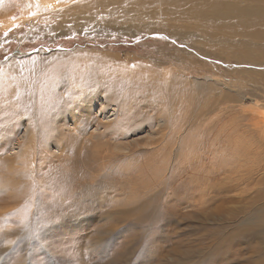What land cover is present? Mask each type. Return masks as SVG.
<instances>
[{"label": "rangeland", "instance_id": "obj_1", "mask_svg": "<svg viewBox=\"0 0 264 264\" xmlns=\"http://www.w3.org/2000/svg\"><path fill=\"white\" fill-rule=\"evenodd\" d=\"M50 1L0 0V264H264V0Z\"/></svg>", "mask_w": 264, "mask_h": 264}, {"label": "bare ground", "instance_id": "obj_2", "mask_svg": "<svg viewBox=\"0 0 264 264\" xmlns=\"http://www.w3.org/2000/svg\"><path fill=\"white\" fill-rule=\"evenodd\" d=\"M42 2H46V4L47 3H50L51 1L50 0H41ZM121 1V0H120ZM150 1V0H149ZM154 0H152L151 2H153ZM160 1H162V0H160ZM159 1V2H160ZM178 2L179 1H181V0H177ZM190 1V0H189ZM189 1H188V3H189ZM191 1H193V0H191ZM198 2H200L201 0H197ZM104 2H106V1H104ZM41 3V2H40ZM162 3V2H161ZM174 3V2H173ZM172 3V4H173ZM180 3V2H179ZM186 3V2H185ZM195 3V2H194ZM219 3V2H218ZM229 3H230V1H229ZM256 3V2H255ZM76 4V3H75ZM111 4V3H110ZM163 4V3H162ZM168 4V3H167ZM202 5L203 4H205V3H201ZM215 4V3H214ZM222 4V2L220 3V5ZM52 5V4H51ZM78 5V4H77ZM151 5H152V3H151ZM157 5V4H156ZM184 5V4H183ZM195 5V4H194ZM206 5V4H205ZM174 6H176L175 5V3H174ZM191 6V5H190ZM230 6V5H229ZM177 7V6H176ZM179 7V6H178ZM180 7H182V6H180ZM189 7V6H188ZM195 7V6H194ZM193 7V5H192V7H190V10L191 11H195L198 7H195L194 8ZM206 7H208V5L206 6ZM206 7H201V8H206ZM54 8V7H53ZM61 8V7H60ZM245 9H250V8H254V6H251V7H244ZM263 8V7H262ZM64 9H66V8H64ZM68 9V8H67ZM73 9V8H72ZM188 9V8H187ZM209 9V8H208ZM207 9V10H208ZM232 9H235V8H232ZM255 9L257 10V8L255 7ZM62 10V9H61ZM69 10V9H68ZM161 11V10H160ZM206 11V10H205ZM204 11V12H205ZM210 11V10H209ZM217 11V13H219L218 12V10H216ZM222 12H223V10H221ZM174 12V11H173ZM202 12V11H201ZM222 12H220V13H222ZM227 12V11H226ZM231 12H232V10H231ZM162 13V12H161ZM186 14V13H185ZM203 13H201V15H199L198 16V18L199 19H201L202 17H203V19L202 20H205V18H206V15L205 16H203L202 15ZM223 14V13H222ZM60 15V14H59ZM176 15V14H175ZM181 15H183V16H186V15H184L183 13H181ZM214 15H215V13H214ZM212 16V15H211ZM180 17V16H179ZM188 17H189V15H188ZM187 16L184 18V19H186V18H188ZM218 17V16H217ZM221 17V18H220ZM220 17H218L217 19H216V21L215 22H217V23H219V22H221V23H223L224 21H222L223 19H226V18H228L229 16H227V17H225V18H223V16H221L220 15ZM162 19V18H161ZM212 19H213V16H212ZM220 19H222L221 21H220ZM208 20V19H207ZM219 20V21H218ZM187 21V20H186ZM201 21V20H200ZM209 21V20H208ZM216 23V24H217ZM214 24V23H213ZM161 76V75H160ZM170 77V76H169ZM175 79V78H174ZM171 81V80H170ZM171 83V82H170ZM162 85L165 87V90H168V87H167V85H168V81H167V78H164L163 80H162ZM161 85V86H162ZM164 90V89H163ZM40 99V98H39ZM87 103H92V107L95 105V104H99L100 106H101V110H102V113L103 114H106L107 113V110H109L110 109V111H111V114L109 115V116H107L108 118L109 117H111V116H113V115H116V112L118 111V109L121 107V103H120V101H119V99L117 100V99H115V98H113L111 95H109V94H98V93H95L94 94V96L92 97V98H90V100L89 101H87ZM14 106V105H13ZM81 107H82V109H81ZM257 107V106H256ZM255 107V108H256ZM15 108H17V107H15ZM88 108H89V105H87V104H79L78 105V103H76V105H75V107L74 108H72V110L69 112V113H65V114H62V112L61 113H59L60 115H59V120H57L56 122H55V126H53V128H52V130L53 131H57V132H61L63 129V124H60V120H62V121H64V126H66V120L69 118V120L72 122V125H74V127H76V126H79L81 123H85V119H86V117L87 116H89V114H90V112H89V110H88ZM116 108V109H115ZM254 108V109H255ZM256 109H259V108H256ZM261 109V108H260ZM262 110V109H261ZM19 111V110H18ZM109 111V112H110ZM257 112H258V110H257ZM257 112H256V114H257ZM254 114V113H253ZM58 115V114H57ZM91 115V114H90ZM251 115H252V113H251ZM254 116H256V115H254ZM253 117V116H252ZM256 118V117H255ZM253 119V118H252ZM76 120L78 121L79 120V123H76ZM107 120V119H106ZM262 122V121H261ZM29 123V122H28ZM86 124V123H85ZM264 124V123H263ZM109 125L110 124H108V125H106V127L108 126L109 127ZM160 125V124H159ZM163 124H161L160 126H162ZM261 127V126H260ZM53 133V132H52ZM28 134L30 135V133H29V131H28ZM54 134H57V133H54ZM53 135V134H52ZM59 135V134H58ZM175 135V134H174ZM31 136V135H30ZM30 136H27V138H29L30 140H31V137ZM116 136V135H115ZM177 136V135H176ZM151 137V136H150ZM26 138V139H27ZM57 138V136L56 137H54V139H56ZM29 139H27V142H28V140ZM63 139H62V135H61V141H62ZM171 140V139H170ZM170 140H167V141H170ZM156 141V140H155ZM173 141V140H172ZM174 141H175V139H174ZM58 141H57V139H56V143H57ZM31 144V143H30ZM58 144V143H57ZM103 144V143H102ZM24 146H27L28 144H26V143H24L23 144ZM171 145H173V144H171ZM118 148V147H117ZM161 148V147H160ZM159 149V148H158ZM164 150V149H163ZM121 151V150H120ZM125 151V150H124ZM159 151V150H158ZM170 152V151H169ZM169 155V154H168ZM170 156V155H169ZM171 157V156H170ZM44 159H46V158H44ZM171 159V158H170ZM17 160V159H16ZM158 160V159H157ZM160 160V159H159ZM48 161V160H47ZM15 162V161H14ZM162 163V162H161ZM163 163H164V161H163ZM168 163V162H167ZM159 164V163H158ZM11 165V164H10ZM13 167V166H12Z\"/></svg>", "mask_w": 264, "mask_h": 264}, {"label": "trees", "instance_id": "obj_3", "mask_svg": "<svg viewBox=\"0 0 264 264\" xmlns=\"http://www.w3.org/2000/svg\"><path fill=\"white\" fill-rule=\"evenodd\" d=\"M122 44H123V43H120V42H118V43H117V42L113 43V45H114L115 47H119V45L122 46Z\"/></svg>", "mask_w": 264, "mask_h": 264}]
</instances>
